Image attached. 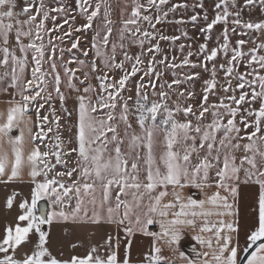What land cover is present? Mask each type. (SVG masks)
Returning a JSON list of instances; mask_svg holds the SVG:
<instances>
[{
    "label": "snow or ice",
    "instance_id": "1",
    "mask_svg": "<svg viewBox=\"0 0 264 264\" xmlns=\"http://www.w3.org/2000/svg\"><path fill=\"white\" fill-rule=\"evenodd\" d=\"M116 7L0 0V264H264V0Z\"/></svg>",
    "mask_w": 264,
    "mask_h": 264
},
{
    "label": "crops",
    "instance_id": "2",
    "mask_svg": "<svg viewBox=\"0 0 264 264\" xmlns=\"http://www.w3.org/2000/svg\"><path fill=\"white\" fill-rule=\"evenodd\" d=\"M7 96L0 95V111H5L7 109V104L4 102L6 101ZM18 134L16 131L13 132V135ZM20 191L23 193L24 196L29 195V190H30V185L28 183V178L25 176L24 182H14L8 186H5L3 184H0V216L4 214V205H5V200L8 195L11 194L12 191ZM39 207H43L47 209L48 205L45 201H41L39 203ZM239 216H240V211H239ZM240 224H241V217H240ZM94 231L93 228L89 227L85 230H76L74 233H69L66 229H64L61 225H58L54 223L52 225V234H53V239L57 241L58 243H62L65 246V252L66 254L70 249L66 246L67 245V240L72 239L73 241L80 243L81 247L78 249V252L83 254L88 247L89 243L92 241L90 240V235ZM103 233V230L100 235L96 236V241H101V235ZM244 237L241 236V242H243ZM182 245L184 247V250L190 251V245L188 240H185L182 242ZM145 251V246L141 242H137L134 247H133V258L137 256H142L143 252Z\"/></svg>",
    "mask_w": 264,
    "mask_h": 264
},
{
    "label": "rangeland",
    "instance_id": "3",
    "mask_svg": "<svg viewBox=\"0 0 264 264\" xmlns=\"http://www.w3.org/2000/svg\"><path fill=\"white\" fill-rule=\"evenodd\" d=\"M111 2L114 5H117V7L115 8L114 11V16L113 19L114 20H119L120 18V8L123 7L124 3H128L130 5L131 0H111ZM128 11H130V7L128 9ZM126 16V14H125ZM83 21H81L79 18L77 19V23H82ZM67 26H65L66 28ZM161 27V26H158ZM163 31L167 34H178L176 32L175 27L172 24H165L163 25ZM188 31H189V35L192 36L193 38H199L202 42V37H200V34L198 32V29H193L191 27V25L188 26ZM91 37V33H88V38L90 39ZM187 42H191V41H187ZM82 46H87V41L84 40V38L82 37ZM163 47L168 48V43L164 42L162 44ZM173 48H175L176 46L173 45ZM170 50V49H169ZM177 56H180V53L177 50ZM68 57L65 56V59H67ZM83 58V57H81ZM199 89V86L197 85V90ZM6 96V94L4 95ZM75 104V100L74 98L72 100L69 101L67 107L71 110L73 108ZM57 107H59V104L57 102ZM75 121V114H73V122ZM65 135H67L65 133ZM239 211H240V217H241V236L244 237V232L247 231L249 224L251 223V218H252V199L250 197L249 194L242 192L241 196H240V202H239Z\"/></svg>",
    "mask_w": 264,
    "mask_h": 264
}]
</instances>
